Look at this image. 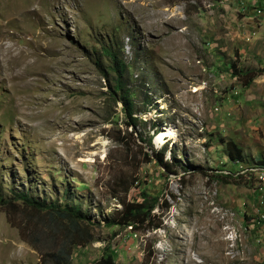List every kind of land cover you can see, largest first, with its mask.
Masks as SVG:
<instances>
[{
	"label": "rangeland",
	"instance_id": "obj_1",
	"mask_svg": "<svg viewBox=\"0 0 264 264\" xmlns=\"http://www.w3.org/2000/svg\"><path fill=\"white\" fill-rule=\"evenodd\" d=\"M242 2L0 0V194L79 208L72 264H264V0ZM144 192L161 229L108 224ZM39 262L0 209V264Z\"/></svg>",
	"mask_w": 264,
	"mask_h": 264
},
{
	"label": "trees",
	"instance_id": "obj_2",
	"mask_svg": "<svg viewBox=\"0 0 264 264\" xmlns=\"http://www.w3.org/2000/svg\"><path fill=\"white\" fill-rule=\"evenodd\" d=\"M105 53L115 63L112 69L115 75L114 91L124 94L127 88L124 83L127 66L122 61H115L116 57L111 50H106ZM123 101L128 105L125 94ZM129 119L131 122L127 128L134 130L138 126V119L133 118L131 114ZM226 150L232 162H241V151L233 143H227ZM146 157L147 163L155 160L167 171L172 167V164L165 162V152L153 151L152 154H146ZM141 199V202L120 199L122 209L116 212L114 221H108V224L129 227L134 233L161 229V222L153 214L159 207V199L151 198L146 192L141 194ZM0 209L6 212L9 223L19 230L22 240L40 255L39 264H72L74 250L85 248L95 240L91 234L88 217L79 208L62 206L57 202L48 203L23 192L12 195V198L0 194ZM19 219L22 222H17ZM106 251L102 258L93 264H116V256L109 253V249Z\"/></svg>",
	"mask_w": 264,
	"mask_h": 264
},
{
	"label": "bare ground",
	"instance_id": "obj_3",
	"mask_svg": "<svg viewBox=\"0 0 264 264\" xmlns=\"http://www.w3.org/2000/svg\"><path fill=\"white\" fill-rule=\"evenodd\" d=\"M124 1V0H123ZM138 2V1H136ZM130 6L129 3H126ZM132 4L135 5V2H133ZM142 6V5H141ZM134 7V6H133ZM129 8V7H128ZM142 9V8H141ZM171 141L173 143H176L178 141V136L175 133L174 130H168V131H163L160 132L159 134L156 135V140L155 142L157 144H165L166 142ZM264 190V189H263Z\"/></svg>",
	"mask_w": 264,
	"mask_h": 264
},
{
	"label": "built area",
	"instance_id": "obj_4",
	"mask_svg": "<svg viewBox=\"0 0 264 264\" xmlns=\"http://www.w3.org/2000/svg\"><path fill=\"white\" fill-rule=\"evenodd\" d=\"M238 3H241L242 6L245 8V10L249 11V8L244 4V2H242V0H238ZM256 13H257V17H263L264 16V10H258ZM261 173L264 174V171Z\"/></svg>",
	"mask_w": 264,
	"mask_h": 264
}]
</instances>
